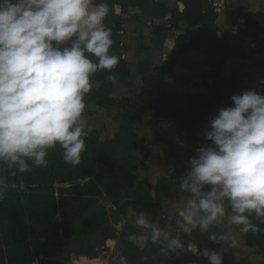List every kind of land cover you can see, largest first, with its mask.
Segmentation results:
<instances>
[{
  "label": "clouds",
  "instance_id": "clouds-1",
  "mask_svg": "<svg viewBox=\"0 0 264 264\" xmlns=\"http://www.w3.org/2000/svg\"><path fill=\"white\" fill-rule=\"evenodd\" d=\"M107 15V3L96 0H0V162L11 175L31 171L29 161L46 167L48 150L57 145L65 163H81L91 131L85 97L92 77L112 72L120 60L111 54ZM108 79L115 84L118 78ZM231 100L234 106L209 120L204 136L211 143L196 149L180 177L183 206L176 221L184 238L226 222V233L207 237L221 248L201 249L195 240L173 236L146 212L135 216L140 232L129 234L130 242L143 248L151 241L165 255L191 253L224 264L226 248L238 247L231 226L260 231L250 217L264 223V93L247 90ZM7 187L0 176V199ZM19 187L25 189L23 181ZM117 259L128 264L124 256Z\"/></svg>",
  "mask_w": 264,
  "mask_h": 264
},
{
  "label": "trees",
  "instance_id": "trees-1",
  "mask_svg": "<svg viewBox=\"0 0 264 264\" xmlns=\"http://www.w3.org/2000/svg\"><path fill=\"white\" fill-rule=\"evenodd\" d=\"M174 1L182 4L183 10H172L169 27L153 26L152 33L162 36L171 29H181L183 33L176 38L172 53L162 65H139L142 86L135 97L112 96L114 83L109 75H116L122 83L130 80L128 65L122 59L112 72L92 77L97 86L87 94L85 103L116 110L121 124L114 138L103 143L99 132L88 126L91 131L85 138L79 165L65 163L63 150L57 145L48 150L46 167H36L29 161L31 171L6 174L8 187L0 199V264H32L38 257L58 262L74 248L77 231L83 235L102 231L101 218L95 215L80 223L88 200L99 191V185L108 192L116 191L115 197L128 201L136 211L142 201L147 203L157 196L162 199L170 189L180 193L179 180L189 168V159L198 147L211 143L198 134V126L217 115L220 108L234 106L231 97L238 84L225 76L227 63L249 60L259 53L257 45L264 42V11L244 12V26L225 32L220 38L218 12L211 0ZM133 7L132 3L123 5L122 13L128 14ZM193 49L204 57L207 66L201 82L204 91L181 94L168 80L175 73L178 59ZM143 115L172 123L178 138L177 143L159 140L167 146L164 162L170 174L156 183L155 198L136 188L132 178L139 168L132 161V153L147 148L136 131ZM106 146L117 147L120 157L104 166ZM148 158L147 151L141 166ZM21 181L24 190L19 187ZM250 218L260 231L245 233V244L264 252V223L254 213ZM127 261L136 264L133 257L128 260V255Z\"/></svg>",
  "mask_w": 264,
  "mask_h": 264
},
{
  "label": "rangeland",
  "instance_id": "rangeland-1",
  "mask_svg": "<svg viewBox=\"0 0 264 264\" xmlns=\"http://www.w3.org/2000/svg\"><path fill=\"white\" fill-rule=\"evenodd\" d=\"M112 22L114 21L107 20L105 26L110 28L113 33V31H115V26L112 25ZM220 25L224 27L226 24L221 20ZM235 26L236 25H233V27ZM116 27L119 29V26ZM117 48L116 43H113L111 52ZM130 48L132 47L130 46ZM257 49L259 53L251 59L244 61L234 59L228 62L225 67V76L230 78L233 83L238 84L236 94H241L247 90H257L264 93V42L257 45ZM197 54L200 56V53L197 52ZM188 61L189 63L192 61V56L189 55L184 59L179 69L176 71V75L178 73L176 83L181 89L179 93L198 94L204 91L201 82L202 74L207 66L204 61L201 62L200 59H198L197 62L199 63L194 64L192 72L188 75V81H185V77L181 75L180 72L185 65H189ZM148 65L151 67V64L148 63ZM102 72L106 73L107 70ZM140 77V72L138 71L135 75L130 76V80L125 83L126 86L127 84H131V89L127 91L128 95L131 97L137 92V82H139ZM182 80H184V82ZM102 110L103 111H97L96 114H92L91 116H93V119L96 121L94 125L100 134L101 142L104 143L112 139L111 135L119 128L121 123L116 110ZM208 122L198 126L197 131L200 136H204V132L208 127ZM136 131L137 134L146 141L147 148L132 153V161L137 165V168L139 167L133 173V182L136 188L143 191V194L150 193L155 198L156 183L170 174L164 162L165 150L163 147L166 145H163L159 140L161 138L178 140L177 135L172 123L163 121L154 123L151 117L146 118L144 121H140V123L137 124ZM147 151L149 153V158L145 164L141 166ZM119 152L120 150L117 147L106 146L103 152L104 166L115 162L116 157H120L118 155ZM11 171L13 170L8 169L6 164L0 162V176H2L5 181L6 174ZM115 195L116 191L108 192L105 187L99 185V191L88 200V206L80 218L81 224L93 215L101 218L104 226L102 231L87 235H83L77 231L75 237L78 241L74 244L72 251L60 261L57 262L55 260L38 257L35 258L32 264H118L117 258L119 256L127 258V255L128 260L133 257L136 264H208L206 258H198L191 253L182 255H172L169 253L165 255L161 252V245L159 243L154 244L149 241L145 247L140 248L128 239L129 234L140 232V229H138L134 223L135 216L140 212H146L152 223L170 232L173 236L179 235L181 238H184L185 234L180 231L176 223V221L180 219L177 215V211L183 206V201L180 199L181 193L176 192L174 189H170L162 199L157 196L147 203H142V201L140 203L141 205L138 207V211L131 208L128 201L119 199V197H115ZM229 227L230 226L225 222L214 224L210 226L207 231H201L197 228L193 231L191 237L186 236L184 239L186 241L195 240L201 249L209 248L219 250L222 245L212 242L207 237L212 232L226 233ZM79 229L80 226L78 227V230ZM231 229L238 240V247L226 248V252L224 253V264H264V252L255 248H249L244 241L245 233L240 232L238 226H231Z\"/></svg>",
  "mask_w": 264,
  "mask_h": 264
},
{
  "label": "crops",
  "instance_id": "crops-1",
  "mask_svg": "<svg viewBox=\"0 0 264 264\" xmlns=\"http://www.w3.org/2000/svg\"><path fill=\"white\" fill-rule=\"evenodd\" d=\"M211 2L216 7L218 12L217 24L220 29V38H223V34L225 32L244 26V19L242 17L244 12L264 11V0H211ZM96 3H107L108 5V15L106 16L104 23L107 24V20L114 21L112 22V25L115 26V31L112 33V39L118 47L116 50L111 52V54L116 55L127 63L130 76L135 75L139 71L140 64L149 63L151 66L162 65L172 53L176 38L179 34L183 33V30L181 29H171L162 36H156L152 33L153 26L169 27L172 10H183V5L174 0H96ZM130 3L134 5L133 9H131L128 14H123L122 6ZM221 20H223V23L226 24L224 27L220 25ZM233 25L236 26L233 27ZM116 26H119V29ZM129 45L132 48H130ZM197 52V50L193 49L187 51L183 56H181L175 67L174 75L168 80L169 85L178 92H181V89L176 83V78L178 77V73L176 75V71L179 69L184 59H186L189 55L192 56V61H190V63L188 61L189 65H185L180 72L181 75L185 77L184 80L188 81V75L192 72L194 64L199 63L197 62L198 59H200L201 62L204 61V57L201 55L199 56ZM91 58L93 61L95 60L94 56ZM206 70L207 68L204 69V71ZM101 72L102 71H98L97 73ZM184 80L182 81L184 82ZM92 82V89H94L96 88L97 83L94 79ZM130 85L131 84H127L126 86L125 83L117 81L114 84L112 96L115 98L135 97L139 93L142 86L141 77L139 82H137L138 89L133 97L128 95L127 92L131 89ZM86 106L85 116L87 124L91 129L96 130V126L94 125L96 121L91 115L96 114L97 111L99 112L103 110L94 103ZM146 118H150V116L143 115L141 117V121H144ZM152 121L157 123V121L153 118ZM118 129L113 132L111 138H114ZM164 140L172 141L174 143H177L178 141L175 139L170 140L168 138ZM162 144L164 145V143ZM166 148L167 146L163 147L164 150H166Z\"/></svg>",
  "mask_w": 264,
  "mask_h": 264
}]
</instances>
